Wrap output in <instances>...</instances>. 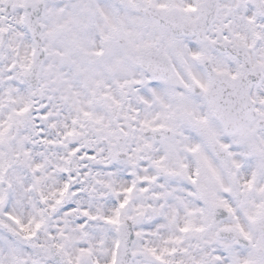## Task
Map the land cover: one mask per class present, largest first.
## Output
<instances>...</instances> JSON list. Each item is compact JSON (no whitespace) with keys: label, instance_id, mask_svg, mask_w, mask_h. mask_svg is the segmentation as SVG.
Here are the masks:
<instances>
[{"label":"snow or ice","instance_id":"6c2138e0","mask_svg":"<svg viewBox=\"0 0 264 264\" xmlns=\"http://www.w3.org/2000/svg\"><path fill=\"white\" fill-rule=\"evenodd\" d=\"M0 264H264V0H0Z\"/></svg>","mask_w":264,"mask_h":264}]
</instances>
